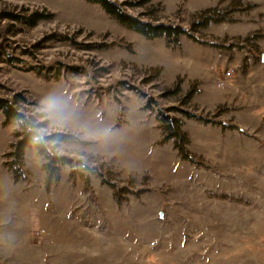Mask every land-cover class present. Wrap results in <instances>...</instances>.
Returning a JSON list of instances; mask_svg holds the SVG:
<instances>
[{"label": "rangeland", "instance_id": "374dc122", "mask_svg": "<svg viewBox=\"0 0 264 264\" xmlns=\"http://www.w3.org/2000/svg\"><path fill=\"white\" fill-rule=\"evenodd\" d=\"M232 1L127 6L188 30L206 8L231 11L232 21L193 31L238 42L228 50L147 39L86 0H0V96L23 92V110L43 112L47 134L76 136L55 151L89 175L72 178L64 166L47 186L45 160L29 148L16 180L4 162L19 126L0 113V264H264V0ZM35 10L53 15L35 26L3 15ZM228 76H241L234 100L209 98L230 89ZM190 88L198 92L184 105ZM158 107L206 118L183 117L195 163L173 140L160 143Z\"/></svg>", "mask_w": 264, "mask_h": 264}, {"label": "trees", "instance_id": "16d2710c", "mask_svg": "<svg viewBox=\"0 0 264 264\" xmlns=\"http://www.w3.org/2000/svg\"><path fill=\"white\" fill-rule=\"evenodd\" d=\"M86 1L99 4L106 13L116 19L119 23H121L128 29L143 35L147 39L165 37L171 42L178 44L181 36H187L194 41H198L204 44H210L217 48L228 50L233 49L234 47L239 45L238 42H235V40H232L231 43H222L217 41L209 42L205 40H199L195 36L193 31L198 29H205L212 23L232 21V18L230 17L231 11L221 10L218 6L202 10L197 16L192 19V28L188 30L181 25L144 20L139 15L133 14L127 9V6L136 8L145 5L149 2V0H125L121 3H118L115 0ZM233 2L234 1H232L231 3ZM240 5H242L240 2H238V4H234V6ZM149 8L151 9L150 6ZM3 15L14 20L26 19L27 23H29L31 26H35L38 21L48 19L52 17L53 14L35 10L26 15L8 11L4 12ZM49 37L55 38L57 37V34H51L49 35ZM38 73H40V71H38ZM128 88L139 91V89L134 86L128 85ZM180 91L181 89L178 86L173 88L172 90H169L166 94L177 95ZM197 92L198 89L190 88V90L185 93L182 99V104L185 105L189 103L194 94ZM26 101L27 98L23 94V92H17L13 98L0 96V113H2V115L4 116L3 124L6 125L11 122H17L19 126L18 130L16 131V140L13 143L11 150L5 155L6 160L4 162L7 168L12 172L13 177L18 180L24 176L25 152L29 148H36L38 153L42 155L45 160L44 168L47 172V186H50L53 182L59 180L61 169L64 166H70V175L72 178L81 177L85 180H88L89 175L85 174V170H83L79 166L81 164H84L81 160H75L71 157L60 155L55 151V146L57 144H59L60 142L75 140L76 136L63 131H53L47 134L45 132V129L47 127L48 121L47 119H45V114L40 111L27 114L25 110H23V104ZM155 101L156 100L153 97L147 98V102L143 106L144 109L152 110V103H154ZM168 111H177L181 114V116L171 115L168 113ZM157 112L160 116L161 128L163 133V137L160 143H166L169 140H173L174 147L177 149L179 155L183 159L190 160L191 162L195 163L197 158L190 152L188 148L190 138L188 132L184 129L185 121L183 117L193 118L201 121H205L206 118L198 115L195 112H190L178 107H171L166 111L158 107ZM85 169H89V167L85 166ZM100 176L103 177L104 174L100 173ZM102 182L109 185L113 184L105 177H103Z\"/></svg>", "mask_w": 264, "mask_h": 264}, {"label": "crops", "instance_id": "0c3cea01", "mask_svg": "<svg viewBox=\"0 0 264 264\" xmlns=\"http://www.w3.org/2000/svg\"><path fill=\"white\" fill-rule=\"evenodd\" d=\"M239 77L241 76H235V77H231V76H228L226 77V82L230 85V89L226 88V89H223V91H221V94H215L214 96H208L209 98H212V97H216V95L218 96L219 95V99H221L220 102H231L234 100L236 94L235 93H232L233 92V86L235 85V83L238 81L237 79H239ZM243 79V77L241 78ZM245 84L246 86H243L244 87V90H245V93L243 94V97H244V101L243 103L244 104H247L248 105V93H247V90H248V78L246 79L245 81ZM242 87V88H243Z\"/></svg>", "mask_w": 264, "mask_h": 264}, {"label": "water", "instance_id": "95a60500", "mask_svg": "<svg viewBox=\"0 0 264 264\" xmlns=\"http://www.w3.org/2000/svg\"><path fill=\"white\" fill-rule=\"evenodd\" d=\"M261 60L264 62V53L261 54Z\"/></svg>", "mask_w": 264, "mask_h": 264}, {"label": "bare ground", "instance_id": "6f19581e", "mask_svg": "<svg viewBox=\"0 0 264 264\" xmlns=\"http://www.w3.org/2000/svg\"><path fill=\"white\" fill-rule=\"evenodd\" d=\"M48 221H50V220L48 219Z\"/></svg>", "mask_w": 264, "mask_h": 264}]
</instances>
